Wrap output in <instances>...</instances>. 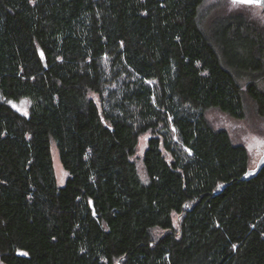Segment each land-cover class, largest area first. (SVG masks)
Returning <instances> with one entry per match:
<instances>
[{
	"label": "trees",
	"instance_id": "1",
	"mask_svg": "<svg viewBox=\"0 0 264 264\" xmlns=\"http://www.w3.org/2000/svg\"><path fill=\"white\" fill-rule=\"evenodd\" d=\"M203 1L0 0V94L28 100L0 99L1 264H264V166L240 179L247 147L206 117L244 116L242 75L264 117V32L229 23L239 63Z\"/></svg>",
	"mask_w": 264,
	"mask_h": 264
},
{
	"label": "rangeland",
	"instance_id": "2",
	"mask_svg": "<svg viewBox=\"0 0 264 264\" xmlns=\"http://www.w3.org/2000/svg\"><path fill=\"white\" fill-rule=\"evenodd\" d=\"M237 17L243 19L245 24H250L249 27L252 26L254 30L256 28L258 31L264 32V8L260 6L233 4L231 0H204L199 11L200 26L211 39L214 38V31L219 33L218 36L223 37L220 34L225 28H237L239 35L237 34V38H233L231 43L237 44V61L242 63L250 59L248 57L245 59L243 55V48L250 43L247 42L249 38L246 35L244 36V34H247L243 31L244 27L231 25L229 27V23L233 22L234 18ZM229 57L235 59L236 55L231 51ZM253 73L256 74V71ZM249 78L246 75H242L239 79L243 88L244 116L242 118H234L217 108H209L206 111V117L213 127L226 129L233 141L241 142L247 147L250 157L249 167L253 168L264 151V143H262L264 142V117L258 114L254 100L246 91V84ZM254 79L258 87L264 91V74L263 77L255 76ZM0 99L5 100L1 94ZM5 101L21 112H25L28 106V100L25 98H20L16 101ZM149 136L150 133H145L139 137L136 152L132 157L137 165L139 176L143 181H146V173L142 156ZM50 149L57 183L63 185L68 173L60 162L54 142L51 143ZM173 218L174 224L177 225L179 216L174 214Z\"/></svg>",
	"mask_w": 264,
	"mask_h": 264
},
{
	"label": "water",
	"instance_id": "3",
	"mask_svg": "<svg viewBox=\"0 0 264 264\" xmlns=\"http://www.w3.org/2000/svg\"><path fill=\"white\" fill-rule=\"evenodd\" d=\"M232 1V0H231ZM239 3V2H237ZM241 4V3H240ZM244 5H256V6H260L262 8H264V2H261L259 4L257 3H251V4H244ZM264 166V151L262 152V155L260 157V159L258 160L257 164L255 167L253 168H249L242 176L240 179L242 180H248L251 179L253 177H255L257 175V173L261 170V168ZM225 185V184H223ZM219 190H217L215 193H218Z\"/></svg>",
	"mask_w": 264,
	"mask_h": 264
},
{
	"label": "snow or ice",
	"instance_id": "4",
	"mask_svg": "<svg viewBox=\"0 0 264 264\" xmlns=\"http://www.w3.org/2000/svg\"><path fill=\"white\" fill-rule=\"evenodd\" d=\"M233 4H236L237 2L241 3V4H251V3H261L264 2V0H232ZM264 143V142H262Z\"/></svg>",
	"mask_w": 264,
	"mask_h": 264
}]
</instances>
